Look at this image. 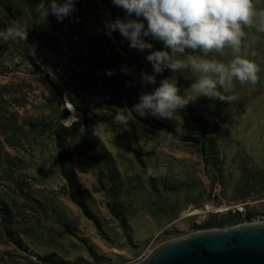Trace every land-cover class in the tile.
I'll list each match as a JSON object with an SVG mask.
<instances>
[{
    "label": "trees",
    "instance_id": "trees-1",
    "mask_svg": "<svg viewBox=\"0 0 264 264\" xmlns=\"http://www.w3.org/2000/svg\"><path fill=\"white\" fill-rule=\"evenodd\" d=\"M41 3L42 0H0V28L19 25L27 31V40L0 41V116L5 121L4 124L0 122V245L17 248L24 255L26 264H80L82 261H72L57 251L44 250L46 244L40 238L41 230L33 212L40 209L47 216V198L42 200L43 195L38 194L41 191L37 196H31L28 191L33 187L29 181L26 185L30 184L31 188L26 186L23 179V174L28 176L27 169L39 163L35 150L38 145L44 148L43 153L49 154L47 161L51 159L57 163L65 181L62 194L100 229L102 223L92 209L90 194L70 166L75 158L86 160L107 199L111 215L128 233L132 230L129 194L138 193L148 185L159 191L162 184L164 191L169 193L187 187H183L181 181L175 182L177 178L164 177L155 171L156 168L152 170V162L148 164L141 160L140 152L144 154L142 126L158 134L160 130L172 133L170 141L198 147L204 172L212 183L222 187L221 200L243 203L263 189L264 177L250 169L248 159L243 160V164L238 163V169L234 167V162L244 157L232 158L225 140L221 141L225 138L221 126L199 112L194 104L191 80L165 70L156 75L155 85H142L141 73L152 74L153 71L152 64L146 60L148 51L130 48L129 41L118 31L111 37L106 34V22L117 17L124 19V10L113 5L111 0H77L75 10L61 21L50 11L46 15ZM43 3L48 8V0ZM146 39L154 49H162L161 43L151 37ZM215 55L220 60L219 54ZM42 65L55 70L54 92L51 98L31 109L27 116L30 120L20 122L18 111L28 104V99L20 85L11 84L9 74L31 70L32 74L41 75ZM109 71L113 74L108 75ZM169 77L177 82L180 94L188 100V104L172 117L189 113L187 126L133 109L142 92L150 91L159 86L161 79ZM63 96L76 110V120L70 127L63 125L70 116L62 107ZM13 138L17 141L13 142ZM40 139L45 141V146L34 143ZM128 143L131 148H137L135 161L125 149ZM134 162L142 171L134 169ZM234 169L240 170L241 175L232 187L237 173ZM224 180L230 182L228 186ZM203 195L209 196L205 192ZM58 205L54 202L52 211L55 209L61 214L62 207ZM256 215L247 211L242 218L238 212H229L221 218L213 217L201 229L237 225L244 218L248 221ZM66 249L69 251L71 246ZM3 254L0 260L9 252ZM90 255L99 262L100 257L94 252ZM10 257L14 264L21 263L17 255L11 253Z\"/></svg>",
    "mask_w": 264,
    "mask_h": 264
},
{
    "label": "rangeland",
    "instance_id": "rangeland-1",
    "mask_svg": "<svg viewBox=\"0 0 264 264\" xmlns=\"http://www.w3.org/2000/svg\"><path fill=\"white\" fill-rule=\"evenodd\" d=\"M258 5H264V0H258ZM244 50L249 54L255 53L254 56L250 55V58L261 65L262 71L256 85H241L234 82L227 92L221 89L225 96L232 97L225 101L200 97L192 91L193 100L203 116L221 126L225 137L221 141L225 140L231 157L238 155L244 157L234 162L236 163L234 167L238 169L240 167L238 163L243 164V160L248 159L250 169L264 177V34L250 31ZM218 57L227 62L231 58L230 51L226 50L223 56ZM41 69L43 70L41 75H34L31 70H26V73L12 71L9 74L11 84L20 85L28 99V104L18 111L20 122L30 120L27 116L30 115L31 109L51 98L54 92L52 84L56 82L55 70L43 65ZM180 74L185 78L184 74ZM189 80L193 82L194 77ZM61 103L70 113L63 125L70 127L76 120V110L66 96L61 97ZM165 120L180 126H187L190 123L187 112ZM0 122L5 123L2 116ZM141 128V143L144 147V154L140 152L141 160L148 164L152 162L150 165L152 170L156 168L155 171L164 177L168 175L167 178H177L175 182L181 181L183 187H187L169 193L170 191H164L162 184L159 191L148 185L140 189L142 192L133 191V194H129L127 199L130 200L132 208L130 217L132 230L128 233L111 215L107 199L86 160L75 158L70 166L76 170L83 187L90 194L92 209L97 213L98 221L102 223L100 229L84 216L83 211L70 201L69 197L62 194L61 188L65 181L59 173L57 163L51 159L47 161L49 154L43 153L44 148L38 145L35 150L39 163L34 168L27 169L28 176L23 174L25 176L23 179L25 185L26 181H29L33 187L31 188L30 184L26 185L31 188L28 191L31 196L42 194V200L44 197L48 200L45 199V204L48 205L46 207H49L47 216L40 209L33 212L36 224L41 230L40 238H43L46 244L45 252L57 251L72 261L79 262V259H82L80 264H134L146 258L160 244L201 230L203 224L213 217L221 218L229 212H238L243 218L247 211L264 217V187L243 203H236L231 199L221 200L219 197L223 193L222 187L212 183L204 172L202 155L198 147L170 141L153 130H146L143 126ZM16 141L13 138V142ZM34 143L45 146V141L41 139L35 140ZM125 149L135 161L137 148L134 146L131 148L128 143ZM138 165L134 162V169L140 172L142 170ZM236 169L232 187L234 181L241 175V171ZM224 183L228 186L230 182L224 180ZM203 192L209 196H202ZM54 202L62 207L61 214L55 209L52 211ZM248 221L244 218L239 224ZM69 246L71 249L68 251L66 247ZM8 252L9 254L0 260V264H14L10 261L11 253L17 255L20 264H26L24 255L17 248L0 245V257ZM90 252L100 257L99 262L91 257Z\"/></svg>",
    "mask_w": 264,
    "mask_h": 264
},
{
    "label": "clouds",
    "instance_id": "clouds-1",
    "mask_svg": "<svg viewBox=\"0 0 264 264\" xmlns=\"http://www.w3.org/2000/svg\"><path fill=\"white\" fill-rule=\"evenodd\" d=\"M77 0H48L45 8L59 20L70 15ZM125 12V18L106 22L107 35L118 31L129 41V47L148 51L146 60L152 64V74L141 73L142 85H155L156 75L170 70L193 78L194 94L211 100L225 101L232 97L224 92L234 82L256 85L261 65L250 58L255 53L245 51L250 31L264 34V5L258 0H111ZM146 22V24H145ZM162 44L154 49L146 38ZM27 40V31L19 25L0 28V41ZM230 51L227 62L216 58ZM127 71V70H125ZM112 75V72H107ZM188 100L180 94L177 82L163 78L159 86L142 92L133 106L137 112H149L160 119H170L183 109ZM127 123V121H124ZM179 131V129H178ZM171 139L172 133L159 131Z\"/></svg>",
    "mask_w": 264,
    "mask_h": 264
},
{
    "label": "water",
    "instance_id": "water-1",
    "mask_svg": "<svg viewBox=\"0 0 264 264\" xmlns=\"http://www.w3.org/2000/svg\"><path fill=\"white\" fill-rule=\"evenodd\" d=\"M134 264H264V219L192 232Z\"/></svg>",
    "mask_w": 264,
    "mask_h": 264
},
{
    "label": "built area",
    "instance_id": "built-area-1",
    "mask_svg": "<svg viewBox=\"0 0 264 264\" xmlns=\"http://www.w3.org/2000/svg\"><path fill=\"white\" fill-rule=\"evenodd\" d=\"M253 219H264V217L261 218L260 216H257L256 218L253 217Z\"/></svg>",
    "mask_w": 264,
    "mask_h": 264
}]
</instances>
